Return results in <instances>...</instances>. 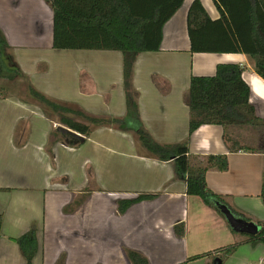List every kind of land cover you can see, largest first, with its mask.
<instances>
[{"label":"crops","instance_id":"1","mask_svg":"<svg viewBox=\"0 0 264 264\" xmlns=\"http://www.w3.org/2000/svg\"><path fill=\"white\" fill-rule=\"evenodd\" d=\"M194 1L185 0L164 26L160 51L140 54L134 66L140 120L160 145L188 138L191 79L214 76L219 64L245 67L250 103L264 120V80L248 56L191 53L187 20ZM201 3L211 19L220 18L213 0ZM0 31L27 77L5 87L26 82L91 117L128 118L122 53L55 50L49 0H0ZM59 126L57 115L33 100L15 93L0 98V264H26L15 240L33 226L39 242L33 264H131L127 251L149 264H181L196 256L202 258L189 264H216L233 245H239L236 252L222 264H264V244L244 243L218 210L187 195L173 163L144 154L134 132L94 126L85 144L70 147L54 137ZM189 149L196 157L227 156V171L207 173L208 188L223 197L221 205L264 224V154L230 153L223 128L215 125L196 130ZM139 195L157 197L119 213L120 201ZM178 225L185 228L183 237L176 235Z\"/></svg>","mask_w":264,"mask_h":264},{"label":"trees","instance_id":"2","mask_svg":"<svg viewBox=\"0 0 264 264\" xmlns=\"http://www.w3.org/2000/svg\"><path fill=\"white\" fill-rule=\"evenodd\" d=\"M220 18L213 20L195 0L188 13V34L193 54H245L253 62L255 72L264 80V0H213ZM53 10V48L55 50L118 51L123 55V77L128 107L126 120L94 118L51 101L27 85L28 95L36 103L57 115L64 127L78 133L84 142L55 131L54 137L70 147L86 143L92 128L110 126L121 131H132L138 137L143 153L161 162H172L176 178L186 182L187 195L200 197L204 203L221 213L218 204L223 197L207 186L206 175L211 170H228V157L210 155L196 157L190 154V138L201 126L223 128V140L230 153L264 154V120L256 116L250 103L251 89L243 79L245 67L219 64L214 76H194L186 96L190 109L189 136L175 145H160L144 130L139 116L138 93L133 88V72L142 53L158 52L163 42V28L183 6L185 0H49ZM27 81L15 62L10 46L0 31V98L8 97L6 83ZM82 119L87 124L79 123ZM89 124V125H88ZM247 131L251 137H242ZM157 195H139L118 204L120 214L135 204L154 200ZM264 202V181L261 190ZM229 208V207H228ZM232 214L247 222L243 215L229 208ZM224 216V215H223ZM3 217L0 215V238ZM256 235L240 234L244 243L255 247L264 244V224H259ZM178 237L185 235L183 225L175 227ZM38 229L16 239L26 264H33L39 251ZM236 233V232H235ZM237 234V233H236ZM239 234V233H238ZM239 245L224 249L225 258L234 254ZM218 252V251H217ZM131 264H149L134 251L126 252ZM202 256L191 257L181 264H189ZM216 264H219L217 262Z\"/></svg>","mask_w":264,"mask_h":264},{"label":"water","instance_id":"3","mask_svg":"<svg viewBox=\"0 0 264 264\" xmlns=\"http://www.w3.org/2000/svg\"><path fill=\"white\" fill-rule=\"evenodd\" d=\"M57 131L62 135H70L73 138L84 142V138L81 135L64 126H59L57 128ZM219 209L221 213L226 217L228 223L235 232L247 235H256L260 232L261 228L258 225L253 222H247L241 218L235 217L227 206L220 204ZM218 262L219 264H222L221 261Z\"/></svg>","mask_w":264,"mask_h":264},{"label":"rangeland","instance_id":"4","mask_svg":"<svg viewBox=\"0 0 264 264\" xmlns=\"http://www.w3.org/2000/svg\"><path fill=\"white\" fill-rule=\"evenodd\" d=\"M7 88V94L9 95V93H15L17 94V96H19L21 99L24 100H28L29 102H32V99L30 98V96L28 95V91H27V84L26 82L22 83V84H18L17 87L15 88H11V87H6ZM242 137L248 139L251 137V134H249V132H241Z\"/></svg>","mask_w":264,"mask_h":264},{"label":"clouds","instance_id":"5","mask_svg":"<svg viewBox=\"0 0 264 264\" xmlns=\"http://www.w3.org/2000/svg\"><path fill=\"white\" fill-rule=\"evenodd\" d=\"M204 148H208L209 147V142H208V140H205L204 142H203V145H202Z\"/></svg>","mask_w":264,"mask_h":264}]
</instances>
